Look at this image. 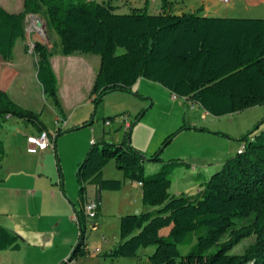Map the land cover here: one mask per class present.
<instances>
[{"label": "trees", "instance_id": "trees-1", "mask_svg": "<svg viewBox=\"0 0 264 264\" xmlns=\"http://www.w3.org/2000/svg\"><path fill=\"white\" fill-rule=\"evenodd\" d=\"M22 8L21 13L14 14L0 5V59H12L16 43L24 38L25 17L40 16L57 36L58 51L34 43L36 80L60 119L63 111L50 61L57 53L100 57L90 92L96 104L109 93H130L139 80H146L164 87L177 99L199 105L214 118L264 106V19L208 17L202 7L176 14L169 0H160L154 15L144 7H129L128 13H119L120 7L110 1L93 0H23ZM143 115L140 112L130 123L121 142H93L77 165V242L61 264L90 255L83 212L88 199L86 187H95L97 214L101 193L118 192L123 187L122 181L102 177V170L110 162L124 180L141 185V203L154 211L121 217L120 241L100 254L101 258H138L140 249L154 248L148 255L149 264H264V131L257 132L264 118L240 138L242 145L237 153L204 179L196 194L174 196L169 193L173 175L190 165L180 159L164 162V148L182 131L211 132L182 126L146 158L131 145L132 129ZM11 119L29 124L35 134L48 133L40 114L23 109L0 88V132ZM114 119L105 117L102 121L106 124ZM91 124L88 121L82 127ZM60 135L58 128L53 135L58 171L55 145ZM5 157L0 137V173ZM146 163L157 164L159 169L146 175ZM163 229H169L166 236L160 234ZM253 235L260 237L256 243L239 255L229 254ZM180 247L185 248L184 254ZM18 248L16 236L0 226V252Z\"/></svg>", "mask_w": 264, "mask_h": 264}, {"label": "rangeland", "instance_id": "rangeland-1", "mask_svg": "<svg viewBox=\"0 0 264 264\" xmlns=\"http://www.w3.org/2000/svg\"><path fill=\"white\" fill-rule=\"evenodd\" d=\"M93 1L97 3L110 1L113 5L120 7L118 9L119 13H128L129 7H144L152 15L156 13L160 4V0ZM169 1L174 4L176 13H192L200 7L220 9L222 11L232 7L235 13L231 15L235 17L264 19V6L258 5L251 7L249 6L248 0H230L228 5L220 4L217 0ZM0 5L9 13L18 14L22 12L23 0H0ZM32 18H36V20ZM37 20L41 21L43 27H37ZM24 31V38L19 40L14 47L12 59L9 62L0 59V88L6 91L10 98L23 109L40 114L41 121L52 131L56 127L54 121L57 112L51 100L44 97L41 87L36 80V59L32 54V49L34 43H40L50 51H58V38L52 31L46 28L45 22L40 16L27 15L24 19ZM119 52L121 53V50ZM50 59L54 63L55 71L59 77L62 110L69 123L68 126L63 125L60 128L62 135L57 140L59 168L64 170L69 178L70 170H72V168L70 169V160L75 147L87 135L90 137L97 136L98 138L95 137L96 140H101L100 130L103 129V118L115 116L114 120L119 121L126 116L130 123H132L135 117L143 111L144 115L132 129L131 145L141 151L146 158H149L158 150L167 136L182 126L187 128L191 127L189 125H194L198 128L205 127L211 133L221 134L190 133L193 130H186L188 132L182 131L164 148L161 154V159L164 162L182 159L191 164L192 167L189 169L179 170L182 172V176L178 175L177 172L173 175V185L170 192L180 193L185 191L187 195H192L194 193L192 185L185 183L187 177L196 175L197 173L206 175L209 173V170L207 172L200 170L201 168L197 166L203 167L202 163L193 162L176 155L185 154L190 157H199L197 154L200 152L196 149L198 147L203 148L202 146H204L205 153L216 154L213 158H218L221 154V161H223L229 156L232 157L236 154L235 151L242 145L239 141L240 138L251 131L264 118V107L260 106L220 118H214L209 115L202 119L203 111L197 104H192L182 99L174 100L172 95L164 87L146 80L138 81L139 83L133 86L132 92L130 93H109L102 98L101 102L96 104L92 102L93 98L88 89L92 83L90 82V80L92 81L90 71L96 65L100 64L99 56L80 53L63 56L57 53ZM72 63L81 64L73 76H71V68L67 69L66 67ZM77 121H79L78 125H83V123L88 121H92V124L86 128L75 130L73 127H75ZM25 130L33 133V128L29 124L13 119V121H8L4 125L0 132V137L4 142L6 152L0 173L3 180L2 185H0L4 188V191H0V223L9 221L12 215H18L20 217L26 213V206L24 204L26 196L22 192L23 186L22 184L15 183V178L18 174H27V170H24V168L20 170L16 162L18 158L23 160L25 158L22 156L19 157L17 143L14 141L16 138L19 140V137H24L25 133H27ZM68 130L72 131L67 132ZM260 131H264V123L259 125L257 132ZM191 136L201 138L197 139ZM110 164L111 167L109 168H111L113 174H121L113 162H110ZM151 164L156 166L154 163ZM39 168L40 171H44V173H47L51 177L58 176L59 172L56 166V158L52 150H50L48 155L41 158ZM206 168L208 167L206 166ZM147 171L149 174L146 172V175L155 173L151 170ZM73 175L76 180V170H74ZM8 191L11 193L10 195ZM139 211L137 214L141 213ZM45 219L46 216L43 215L41 221L46 222ZM116 232H118L116 224L109 225L105 234V240L110 242L114 241ZM97 238L102 240L97 233H94L93 239L95 240ZM259 239L260 237L258 235L244 239L233 247L229 254L239 255L249 245L256 243ZM179 250L182 254L185 253V248L180 247ZM215 250L216 248L212 252ZM116 260L114 259L113 264H115ZM110 262L107 261L106 264H111Z\"/></svg>", "mask_w": 264, "mask_h": 264}, {"label": "crops", "instance_id": "crops-1", "mask_svg": "<svg viewBox=\"0 0 264 264\" xmlns=\"http://www.w3.org/2000/svg\"><path fill=\"white\" fill-rule=\"evenodd\" d=\"M258 5L264 6V1L259 0L253 3H249V6L251 7ZM234 13L235 11L232 7L224 9V11L220 9H211L203 7V14L208 17L239 18L231 15ZM51 64L57 78V96L62 107L59 77L55 71L54 63L52 61ZM80 66V63H72L71 65H67L66 67L67 69L71 68V76H73L75 75L77 69H79ZM98 69L99 65H96L90 71L92 78V81L90 80V82L92 83L90 84V87L88 89L89 92H91V88L98 73ZM138 83L139 82H137L135 85H137ZM172 98L174 100L177 99L174 96H172ZM198 107L200 106L198 105ZM202 111V119L209 116V114L206 113L203 109ZM58 119L60 122H63V125L68 126L69 123L66 119L64 111L62 119H60L56 114L54 123ZM11 120L13 121V119ZM11 120H9V122H11ZM125 121L130 123L129 119L124 116L122 120L111 121L108 125L103 124V129L100 130L101 140H96L95 137L97 136L90 137L89 135H87L86 137H84V139L75 147L72 158L70 160V169L72 168V170H70V178L65 174L64 170H62L61 168H59L60 170L58 171L59 173L57 177H51L47 173H44V171H40L39 164L41 158L45 155H48L50 150H46L37 154L27 153L28 144L26 142L25 137L35 134L34 130L32 131L33 133L25 130L27 132L25 133L26 136L24 135V137H19V140H17V138L14 140L15 143H17L16 145L19 157L22 156L23 158H25V160L18 158V160L16 161L17 167L20 168V170H23V168L24 170H27V174H18L15 178V183L22 184L23 186L22 192L26 196V200L24 201V204L26 206V213L25 215H21L20 217L18 215H12L13 218L15 217V219H11V216L9 218V221L0 223L1 227L5 228L14 236H16L17 243L19 246L18 250L15 251L6 250L0 252V264H61L62 262L66 261V259L70 255L71 248L74 246L73 244L76 242L77 227L76 224H74L73 219L74 210L80 207L78 197V183L77 180L74 179V170H76L77 165L83 159L89 146L93 142H121L122 135L125 129ZM75 124V127H73L74 129L76 127H79L80 129L86 128L82 127V125H78L79 121H77ZM189 126L192 127L194 125ZM46 128L48 130L50 138L52 139L58 127L56 126L55 130L52 131L49 130L48 127ZM185 132L188 131L185 130ZM190 133L202 132L192 131ZM191 137H195L197 139L201 138L198 136ZM202 147L203 148L198 147L196 149L198 152H200L197 154V156L199 157H190L185 154L176 155L181 158H187L193 162L202 163L203 167L197 166L198 168H201L200 170H205V172L209 170V173H207L206 175L197 173L196 175L187 177L185 183L192 185V189L194 191L192 195L196 194L199 191L201 183L204 181V179H207L213 172L219 170L223 162L226 160L225 159L221 161V154L218 158H213V156H215L216 154L214 153L215 155H212L211 153H205V148L204 146ZM238 149L239 148H237V150L235 151L236 153ZM55 152L57 154V141L55 145ZM188 164L190 165V167H192L190 163ZM110 165L111 164L109 163L102 170V177L106 180L122 181L123 187L118 192L105 191L101 193V206L99 213L97 214V218L94 223H92L90 226H87L86 230V244L88 250L90 251V255L67 264H106L107 261H111L110 263L113 264L114 260L101 258L100 254L108 252L119 243L120 218L127 214H137L139 210V212L141 213L154 211V208L145 207L142 205L141 185L138 183L130 182L128 180H124L122 173L113 174L111 168H109L111 167ZM206 166L208 168H206ZM158 169L159 165L157 164L156 166H153L151 163L145 164V172H147L148 174L149 172L147 170L156 172ZM179 170L176 172L178 173V175L182 176L183 174ZM1 185L0 191H4V188ZM172 185L173 181L169 189V193L171 195H187L185 191H182L180 193H171L170 190ZM8 193L9 195L11 194L9 191ZM95 196V187L91 185L87 186L86 197L88 199H93ZM43 215L46 216V222L41 221ZM113 223L116 224V226L118 227V232H116L114 241L110 242L105 240V234L108 230L109 225ZM168 232L169 229H163L161 230L160 234L162 236H166ZM94 233H97V235H99L102 240H100L99 238L94 240ZM151 252V248L140 249L138 252V258H119L115 261V264H149L148 255Z\"/></svg>", "mask_w": 264, "mask_h": 264}, {"label": "built area", "instance_id": "built-area-1", "mask_svg": "<svg viewBox=\"0 0 264 264\" xmlns=\"http://www.w3.org/2000/svg\"><path fill=\"white\" fill-rule=\"evenodd\" d=\"M220 4L228 5L230 0H217ZM58 128L63 127V122H60L59 119L55 122ZM109 122L106 123L108 125ZM125 129L130 125L129 122H124ZM26 142L28 144L27 153L37 154L44 152L46 150H53V138L51 139L47 132H41L39 134H33L26 137ZM97 209L98 205L94 199H87L83 205V212L86 218L87 226H90L93 221L97 218ZM74 222L76 223V216L73 217Z\"/></svg>", "mask_w": 264, "mask_h": 264}, {"label": "water", "instance_id": "water-1", "mask_svg": "<svg viewBox=\"0 0 264 264\" xmlns=\"http://www.w3.org/2000/svg\"><path fill=\"white\" fill-rule=\"evenodd\" d=\"M36 24H37V27H38V28H41V27H43V25H42V23H41V21H40V20H37Z\"/></svg>", "mask_w": 264, "mask_h": 264}, {"label": "bare ground", "instance_id": "bare-ground-1", "mask_svg": "<svg viewBox=\"0 0 264 264\" xmlns=\"http://www.w3.org/2000/svg\"><path fill=\"white\" fill-rule=\"evenodd\" d=\"M33 20H36V18H32Z\"/></svg>", "mask_w": 264, "mask_h": 264}]
</instances>
